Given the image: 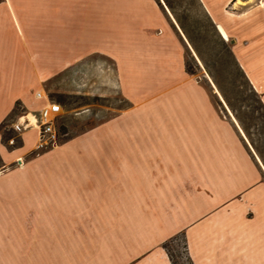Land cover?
<instances>
[{
	"label": "crops",
	"instance_id": "0c3cea01",
	"mask_svg": "<svg viewBox=\"0 0 264 264\" xmlns=\"http://www.w3.org/2000/svg\"><path fill=\"white\" fill-rule=\"evenodd\" d=\"M254 12L251 37L217 26L264 105V5ZM187 50L157 0L0 3V128L91 60L114 62L131 104L37 158L38 130L12 152L0 134V264H173L164 245L182 233L193 264H264L263 165Z\"/></svg>",
	"mask_w": 264,
	"mask_h": 264
},
{
	"label": "rangeland",
	"instance_id": "374dc122",
	"mask_svg": "<svg viewBox=\"0 0 264 264\" xmlns=\"http://www.w3.org/2000/svg\"><path fill=\"white\" fill-rule=\"evenodd\" d=\"M157 1L186 42L188 71L208 88L221 110L239 124L250 149L254 150L264 169V105L233 55L234 36H229L230 41L225 39L217 26V23L226 25L234 35L238 30L241 33L247 31L246 24L256 15L254 7L259 3L264 5V0H237L233 5L228 3L230 0ZM213 9L224 14L215 15ZM246 35L251 37L252 33L245 32ZM117 73L114 62L91 60L73 66L44 83L45 92L42 94H47L51 101L63 108L55 122L60 135L56 147L131 105L122 95ZM40 107L39 103L32 109L21 105L0 128L2 142L10 152L22 144L24 132L38 129V125L33 126L31 120L23 117L30 113L37 117ZM27 121L28 128L25 125ZM54 148L34 150L31 157L37 158ZM29 156L22 158V164L30 159ZM165 249L173 264H193L184 233L168 241Z\"/></svg>",
	"mask_w": 264,
	"mask_h": 264
},
{
	"label": "built area",
	"instance_id": "2783aa9c",
	"mask_svg": "<svg viewBox=\"0 0 264 264\" xmlns=\"http://www.w3.org/2000/svg\"><path fill=\"white\" fill-rule=\"evenodd\" d=\"M36 96L38 99L45 101V104L39 111V115L37 117L35 116L38 125L36 150L46 151L50 148L56 147L58 144L60 135L55 128V122L63 111V108L61 104L51 101L47 94L38 92ZM25 125L27 128L29 121H27ZM11 143H14V141H11Z\"/></svg>",
	"mask_w": 264,
	"mask_h": 264
},
{
	"label": "bare ground",
	"instance_id": "6f19581e",
	"mask_svg": "<svg viewBox=\"0 0 264 264\" xmlns=\"http://www.w3.org/2000/svg\"><path fill=\"white\" fill-rule=\"evenodd\" d=\"M219 31L220 33L222 34V36L225 38V39H228L229 40V34L227 32V30L224 28L223 25H219ZM24 119H29L31 120V123L33 126H37V119L36 117L34 116V114L30 113L29 115L23 117ZM28 126V125H27ZM28 128V127H27Z\"/></svg>",
	"mask_w": 264,
	"mask_h": 264
},
{
	"label": "trees",
	"instance_id": "16d2710c",
	"mask_svg": "<svg viewBox=\"0 0 264 264\" xmlns=\"http://www.w3.org/2000/svg\"><path fill=\"white\" fill-rule=\"evenodd\" d=\"M3 1H4V0H0V3L3 2ZM233 55H234V54H233ZM234 57H235V56H234ZM236 60H237V59H236ZM237 62H238V61H237ZM239 66H240V65H239ZM186 67H187V65H186ZM187 71H188V68H187ZM188 73H190V72L188 71ZM244 73H245V72H244ZM190 74H191V73H190ZM20 106H21V103H17L16 108H15V110H14V112H13L12 114H15L16 111H17V109H18ZM11 116H12V115H11ZM9 118H10V117H9ZM9 118H8V119H9ZM6 122H7V121H6ZM6 122H5V123H6ZM5 123H4V124H5ZM4 124H2V126H4ZM2 126H1V127H2ZM164 247H165V245H164ZM169 255H170V254H169ZM170 258L172 259L171 255H170ZM172 261H173V260H172Z\"/></svg>",
	"mask_w": 264,
	"mask_h": 264
}]
</instances>
